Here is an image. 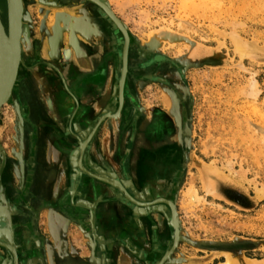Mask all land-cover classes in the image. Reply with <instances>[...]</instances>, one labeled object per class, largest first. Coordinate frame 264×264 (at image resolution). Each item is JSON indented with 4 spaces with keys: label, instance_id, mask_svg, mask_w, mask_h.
I'll use <instances>...</instances> for the list:
<instances>
[{
    "label": "rangeland",
    "instance_id": "rangeland-1",
    "mask_svg": "<svg viewBox=\"0 0 264 264\" xmlns=\"http://www.w3.org/2000/svg\"><path fill=\"white\" fill-rule=\"evenodd\" d=\"M103 2L108 16L119 24L117 30L122 32L123 27L130 39L125 57L126 39L122 35H118V44L109 55V32L101 49H80L78 41L88 42L89 34L95 35L88 29L91 27L86 24L88 28L81 31L82 23L72 20L74 24H70L67 20L72 15L61 21L66 17L54 8L43 14L41 8L52 7L44 0L29 5L25 13L31 50L24 52L33 58L27 63L29 72L36 69L47 76L50 84L53 78L49 75H56L41 64L40 58L49 61L50 56L59 67L67 63L74 66V76L82 80L83 89H75L80 107L73 120L82 117L88 122L104 112L110 99H115L112 111L117 109L118 82L126 60L122 111L125 117L111 119L110 144L114 145L113 167L120 169L115 157L122 159L120 163L124 159L130 180L133 174L129 154L138 120L145 117V124L153 120L162 123L159 136L153 128L146 135L156 143L155 149L171 148L167 149L171 161L165 164L166 172L165 167L150 166L146 176L153 181L146 188L173 203L177 234L167 226L168 236L159 242L160 256L143 259L141 255L151 248L136 244L141 253L109 256V264H152L169 252L173 262L169 264H217L225 260V252L236 254L238 264H246L245 258L253 260L251 264H264V196L259 197V191L264 190V0ZM53 26L59 32H53ZM52 33L54 45L49 41ZM234 36L252 44L247 50L252 53L240 58L234 50ZM40 39V46L35 48L32 43ZM39 52L41 57L36 56ZM83 62L89 63L91 69L82 67L84 70L78 71ZM99 66L109 69V85L105 87L84 81ZM153 76L163 80H154ZM13 92L0 109V189L10 193L3 178L9 160L18 175L22 169L25 175L21 182L12 179L11 185L18 195L28 196L36 135L49 124L43 118H31L20 98L13 101ZM74 104L69 96L58 100L60 116L54 119L58 121L55 128H63ZM103 130L98 137L104 136ZM53 138L56 140L58 133ZM17 158L22 159L21 164ZM191 188L199 197L197 201L188 199L186 193ZM42 220L39 214L34 224L37 232L44 234ZM161 221L166 224L163 218ZM34 243L41 246L39 240Z\"/></svg>",
    "mask_w": 264,
    "mask_h": 264
},
{
    "label": "water",
    "instance_id": "water-1",
    "mask_svg": "<svg viewBox=\"0 0 264 264\" xmlns=\"http://www.w3.org/2000/svg\"><path fill=\"white\" fill-rule=\"evenodd\" d=\"M9 5V21H8V33H9V49L6 60H3L1 52L5 47V30L0 21V65L3 64L4 68L0 71V108L4 103L8 101L13 92V86L17 83V68L22 63V55L19 45V23L21 20V2L20 0H7ZM26 21V20H25ZM42 40H34L32 45L35 48L40 46ZM128 41L126 39L124 48V57L127 52ZM49 56V55H48ZM51 61V62H50ZM40 62L43 66H47L53 70L55 77L51 82L52 88L57 91L58 99L64 100V95L69 96L74 100V107L72 109L71 116H67L63 122V128L58 125L60 133H58L57 150L59 151L60 163H56L58 167L57 171L63 173L66 179L67 190L62 197L55 198L52 194V198L48 199L49 187L47 183H42V187L38 188L33 182L36 176L43 177L54 173V171L48 172L42 164L39 162L42 155L45 156L46 145L48 144L47 138L49 133L43 135L42 131L46 129L53 130V126L49 125L40 130L37 136V145L34 148L35 162L31 168L32 175L30 177L28 196L18 195L17 189L11 185V180L20 181L24 180V170L20 172V175L13 169V163L7 161L5 171L3 173L5 186L10 190L9 194L5 188L0 189V218L7 220V225L0 226V264H109V239L103 235L100 227L103 225V220L106 216L104 212L98 217L100 213L98 209L115 205H122L131 211V215L135 220L139 217H146L149 220L151 214H158L163 218L168 227L174 229V233L177 234V217L173 203L163 197L153 200L142 199L138 196L145 191L147 194L158 195L157 192L151 191L146 188L145 185L137 184L134 179L130 180L127 176L125 168V160L120 163L118 156L117 163H119V171L116 170L109 161L103 157L99 152V137L98 133L101 129H111V119H123L125 117L123 111L124 106V79L126 73V60L123 62V73L118 82L117 109L113 112V100H108L105 104L104 112L96 115L95 119L91 122L77 118V111L80 107L77 99L75 89L82 91V80L76 79L73 74V66L64 64L57 66L54 64L53 58L49 56V61L40 58ZM87 80L89 84H97L102 86L109 85V69L107 66H99L94 72L84 77V81ZM107 90V88H106ZM106 93H108L106 91ZM66 101V100H65ZM75 117V118H74ZM58 121L54 120L57 124ZM86 122V123H85ZM57 128V127H56ZM119 130L121 128H118ZM23 133V132H22ZM23 144V143H22ZM44 144V145H43ZM121 145L117 146L119 151ZM42 148V150H41ZM117 151V153H118ZM113 160L114 157H113ZM18 163L22 161L21 158H17ZM10 164V165H9ZM21 164V163H20ZM62 165V166H61ZM40 166V167H38ZM8 167L11 172L8 173ZM62 168V169H61ZM42 172V174H41ZM120 172V173H118ZM125 179V180H124ZM139 187V188H138ZM90 202V205L85 204L84 201ZM72 208L78 207L87 211L88 217L82 214V218L79 219L77 214H72L67 206ZM141 208L146 211H140ZM48 212L46 221L49 234L51 233V227L57 224V219H53L51 214L53 211L63 212L71 222H76L80 228L83 238L86 240L85 247L89 251L87 257L78 256L77 253L67 254V250H64V256H61V249L59 250L57 244L53 243L52 246L48 243L46 236L40 232L36 234L35 219L39 218V214ZM170 213L168 215L167 213ZM99 212V213H98ZM29 231L34 235V238L39 240L41 246L36 247L28 242L24 245H18L16 241L18 238L23 237V240H27L25 232ZM17 238V240H16ZM16 240V241H15ZM152 242V241H151ZM177 237L174 239L176 244ZM55 247V248H54ZM151 250L154 249L155 243H152ZM56 249L58 256H52L50 249ZM170 253V252H169ZM169 253H167L159 262L154 264H169L167 262L170 259ZM236 258V254L232 253ZM142 256V255H141ZM143 259L147 258V254L142 256Z\"/></svg>",
    "mask_w": 264,
    "mask_h": 264
},
{
    "label": "crops",
    "instance_id": "crops-1",
    "mask_svg": "<svg viewBox=\"0 0 264 264\" xmlns=\"http://www.w3.org/2000/svg\"><path fill=\"white\" fill-rule=\"evenodd\" d=\"M82 67L87 69L86 71L91 69V65H89V63H86V62L81 66V69H79L78 71H80V70L83 71L84 69ZM72 71L74 74L75 73L74 72V66H73ZM25 78L28 81H30V82H28V84L30 86L29 91L27 89L28 95H29L28 97L31 98L30 93L32 92L33 95H35L34 99H37L38 102H41V104L39 103L40 109H42L44 107L42 109L43 112L45 111L44 114L41 111L40 114L39 113L37 114V117L45 119V120H43L45 123L53 126L54 125V119H56V117L60 116L59 115L60 112L57 108V102L59 99H58V95L55 94L56 92L53 91L54 89L51 87V84L49 83L47 76H44L42 73H40L39 71L34 69L33 72H29V74L27 76H25ZM20 79L21 78H19V80ZM30 84L32 85L33 88L31 87ZM24 94L26 95V93H24V92L22 94H20L21 98L25 99L26 101L27 100L30 101L31 99H28L27 95L24 96ZM20 95H18L19 98H20ZM46 99H47V101H46ZM41 105H43V106H41ZM168 107L170 108V105ZM53 128H54V126H53ZM103 132H104V136L99 137V145H100V151L99 152L103 155V157H105L109 161V163H111V164L115 163L116 164V162H114V160H113V154L111 152L112 147L114 149V145L110 144V141L112 140V137H113V133L110 132L109 130H103ZM42 133H43V135H46L49 133L48 134L49 138L46 139L48 142V144L46 145V150L48 152L47 151L45 152V156L43 158L44 160L41 159L39 162L43 165L44 168H45V166H47V168H45V169L48 172H50L52 170L54 171V173L51 172V173H49V175H47V174L44 175L42 178V182L48 184V187H49L48 188L49 189L48 199L53 197L52 194L54 193V191H55V198L56 197L59 198V197H62L67 190V185L65 183L66 179L64 178L63 173H61L60 170L55 172L56 170H58V167H56L57 166L56 163H60L61 159H60L59 155L57 154L58 152H57L56 148L58 146L56 145L57 141H55L53 138V134L60 133V130H58L57 128H54L53 130L47 129V130H43ZM53 155H54V158H53ZM55 158H57V159H55ZM45 162L47 164H45ZM145 163L146 162H144V165H142V167L139 168L140 169L139 176L142 178L140 179V177L137 176L139 178V180L136 179L135 182L138 185L141 184V185L146 186L149 182L153 181L150 177L146 176V173L148 172V170H146L147 165ZM144 166L146 167V169ZM84 203L90 205V202H87V200H85ZM67 207H68V210L72 214H74V213L77 214L79 219L82 218V214H84L86 217H88L87 211L82 210L81 208H78V207L72 208L69 205ZM98 211H100V213L98 212L99 214H97L98 217L100 216L101 212L102 213L104 212V214L106 216L105 219H102L103 225L100 227L101 232H103V235H101V236H103V237L106 236L107 238L109 237V239L106 240L107 242L109 241V253H107L106 256H120V257H122V256H131L132 254H135V251L137 250V247H138L136 244H138V243L129 242L128 240L126 242L124 240L125 237L127 236V234L125 233L126 228L132 226L133 223H135V221H137L132 217L131 211L128 208H126L125 206H122L120 204L115 205V206H109L107 208L104 207V209L101 208V209H98ZM140 211H146V210H143L141 208ZM47 214H48L47 211L42 214L43 220L41 221V224L43 226L42 229H43L44 235L46 236V239L48 240V243L50 244V246H52L53 243L57 244L59 250L61 249V253H60L61 256H64V254L66 255V253L67 254L77 253L78 256H90L89 251L85 247L86 240L83 238V234H82L80 228L77 226V223L75 221L71 222L69 220V217H67V215H65L63 212L53 211V214H51V216L53 217L54 220L57 219L59 221H57V224H55L54 226L51 227V233L52 234H49L48 228H47V221H46ZM161 219H162L161 216H159L158 214H154V213L150 215L149 220L146 217H143V218L139 217L138 220L140 222H142L144 226H146L147 238H148V244H146V245L150 246V245H152L153 242L156 244L155 239L157 238L156 235L158 232L156 226ZM115 232H117L119 235L121 234L120 238L118 240L113 239V234H115ZM36 234H38L37 229H36ZM25 236H26L27 240H23V237H20V238H18V241H16V243L18 245L23 246L24 243H26V242H28V243L32 242L31 244L33 245L34 242L37 241L36 238H34V235L32 233H30L29 231L25 232ZM19 239L21 240V242ZM157 240H158V238H157ZM50 250H52L51 251L52 256H58L56 249L52 248ZM64 250H67V252L64 253ZM107 259L109 260V258H107ZM123 264H126V262L125 263L123 262Z\"/></svg>",
    "mask_w": 264,
    "mask_h": 264
},
{
    "label": "flooded vegetation",
    "instance_id": "flooded-vegetation-1",
    "mask_svg": "<svg viewBox=\"0 0 264 264\" xmlns=\"http://www.w3.org/2000/svg\"><path fill=\"white\" fill-rule=\"evenodd\" d=\"M1 1L2 3L5 4L4 0H1ZM44 1L46 2V4L52 7H46V9L45 7L41 8V11L43 14H45L47 11H50V9L54 8L55 11L57 12L63 11L64 13H68L72 15L73 17H75L77 22L81 23V20H82L83 23L91 27L95 35L90 36V40L88 42H85L83 40L78 41V45L80 46V49H82L83 51L89 52L90 50L96 51V50L101 49L107 43L105 42L104 39L108 32H109V55L112 52V50L115 48V46L118 44V41H117L118 35H122L123 37H125V39H127L128 41V44H130V39L128 37L126 30L122 27L121 28L122 32H119L117 30V26H119L117 21L114 19H111V17L108 16L107 12L105 11L107 9L105 7V3L103 2V0H96L100 7H97L94 4L93 0H44ZM31 4L38 5L39 3H38V0H25V3H24L25 8L23 6L24 15L25 13H28L29 5ZM23 54L22 55H23L24 61L21 64L22 67L20 71L21 79H23L25 76L29 74V70H27L28 68L27 63L30 62L31 60L33 61V58L32 56H30L29 53L26 54L23 51ZM42 55L43 54L39 52L36 56L41 57ZM22 69H24V71H22ZM152 78L154 80L157 79L159 81L163 80L161 76H153ZM13 93H14L13 95V101H14L15 99L17 100L19 96L17 95L16 89ZM20 99L22 102H24L25 110L29 111L30 113L31 111L30 103L31 102H29V100L26 101L25 99H22V98ZM145 123H146L145 117H143L142 119H139L137 123V127H135V129L133 130L134 144L131 145V151H130L129 156H130V159L132 160L131 170H132L134 181H136V179L139 180V178L137 177L139 176V171H140L139 168H141L142 165H144V162L147 163V169L145 166L144 167L146 170H148V172H150L151 165L158 166L161 169L162 167L163 168L165 167L164 172H166V168H168V166L166 167L165 164L168 162V160L171 161V152H167V149H171V148L169 146H164V148H162L163 147L162 146L161 148L155 149L154 145L156 143L154 144L153 143L154 141L147 139L148 137L146 135L147 130L153 128V129H156V132H157L156 135L159 136L158 129L161 128L162 123L158 122V120L157 121L153 120L152 123L150 124H145ZM182 126L183 127L185 126L184 122L182 123ZM163 151L165 152L162 153ZM166 153L168 156H165ZM141 178L142 177H140V179ZM168 189L169 187H167V190ZM141 195H139L138 197L142 199H149L151 197L153 200H155L157 198L163 197V194L150 195V194H147L145 191H142ZM161 220L156 226L158 230L156 237L159 240L156 241L155 247L152 251L150 249V248H153L152 245L150 246L146 245L148 244L146 226H144L143 223L140 222L139 220L135 221V223H133L132 226L126 228L125 233L127 234V236L125 237L124 240L126 242L127 240L129 242H133L131 239H134V241H136L142 247H145V248L148 247L150 249V252L149 253L147 252V256H160V254H162V250H161V245L159 242H161V239L164 236L167 238L168 232H169V228ZM120 235L117 232L113 234V236L115 237V240H118L120 238ZM137 252L141 253V250H136L135 253ZM154 263L155 262H153L152 264Z\"/></svg>",
    "mask_w": 264,
    "mask_h": 264
},
{
    "label": "bare ground",
    "instance_id": "bare-ground-1",
    "mask_svg": "<svg viewBox=\"0 0 264 264\" xmlns=\"http://www.w3.org/2000/svg\"><path fill=\"white\" fill-rule=\"evenodd\" d=\"M4 2H5V4L4 3H2V1L0 0V21H1V23H2V25H3V27H4V30H5V47H4V51H2L1 52V54H2V58H3V60H6V57H7V55H8V49H9V33H8V21H9V5H8V1L7 0H4ZM20 2H21V7H22V11H21V13H20V15H21V20H20V23H19V45H20V51H21V55L23 54V51H24V49H26L27 51L29 50H31V49H29L30 47H29V43L27 42V40H28V35H29V31H28V25H27V21H25L26 20V18H25V15H24V8H25V6H24V3H25V0H20ZM5 6H4V5ZM23 6H24V8H23ZM103 7V6H102ZM106 7V6H105ZM84 9V8H83ZM46 11V10H45ZM85 12V11H84ZM23 13V14H22ZM59 14H60V16H64V17H66V18H64V19H62L61 21H67V20H69V23L70 24H74V22L72 21V20H76V18L75 17H71L70 19H67V17L70 15V14H68V13H64L63 11L62 12H59ZM87 14V13H86ZM101 15V14H100ZM59 16V17H60ZM89 17V16H88ZM46 18V17H45ZM48 18V17H47ZM62 18V17H61ZM59 18H57V20H58ZM67 19V20H66ZM78 19V18H77ZM42 20V19H41ZM59 21V20H58ZM52 22V21H51ZM45 23H46V21L45 20H43L42 21V27H44V25H45ZM81 23H82V25L81 24H79V23H77V24H79L80 26H82V28L83 29H81V31L83 30V31H85V29L86 28H88V26L85 24V23H83L82 22V20H81ZM109 23V22H108ZM55 24H56V22H55ZM53 25V24H52ZM86 25V26H85ZM51 28V27H50ZM88 29H91V28H88ZM59 30V28L58 27H54L53 26V32H59L58 31ZM62 30V29H61ZM165 31H167V29H164ZM153 33V31L149 34V35H151ZM48 34V33H47ZM51 35V34H50ZM55 34H53L52 33V35L51 36H49L50 37V43L52 44V45H54V43H53V41H54V36ZM93 35V34H92ZM92 35H90L89 34V36H92ZM72 36H74V35H72ZM88 35H85V37H87ZM88 39V38H87ZM87 42V41H86ZM233 43H234V50H235V52L239 55V57L241 58V57H243L244 55H246V54H248L247 53V50H251V48L253 47V45L252 44H247L246 42H243V41H241V39H239L238 37H236V36H234L233 37ZM50 44V45H51ZM91 45V44H90ZM32 46V45H31ZM52 47H55V46H52ZM92 47V46H91ZM63 48V47H62ZM94 48V47H93ZM130 50V49H129ZM128 50V51H129ZM127 51V52H128ZM56 52V51H55ZM130 53V52H129ZM250 53H252V52H250ZM249 53V54H250ZM248 54V55H249ZM24 55V54H23ZM22 55V56H23ZM86 58V57H85ZM85 58H84V60H85ZM2 60V63L3 64H1L0 65V71L1 70H3V68H4V66H5V64H4V61ZM24 61V60H23ZM68 64V63H67ZM26 65V64H25ZM28 65V64H27ZM90 65V64H89ZM39 66V65H38ZM21 63H20V65H18V68H17V76H16V78H17V83H16V85H14L13 86V89H14V91H15V89H16V92H17V95H20V94H22L23 92L24 93H26V95H27V97L29 96L28 95V91H29V89H30V86H29V84H28V82H30V81H28L25 77L23 78V79H20L19 80V78H20V71H21ZM25 67V66H24ZM27 70H28V68H27ZM22 71H24V69H22ZM23 73V72H22ZM31 75V74H30ZM29 75V76H30ZM22 76V75H21ZM30 78V77H29ZM19 80V81H18ZM27 80V81H26ZM32 81V80H31ZM28 85V86H27ZM31 85V84H30ZM34 86V85H33ZM37 86V85H36ZM31 87H32V85H31ZM254 87V86H253ZM33 88V87H32ZM35 88V87H34ZM27 89H28V91H27ZM253 89V88H252ZM36 90V89H35ZM31 91V90H30ZM33 91V90H32ZM37 92V91H36ZM30 93V92H29ZM14 94V93H13ZM11 95H12V93H11ZM25 94H24V96H26ZM30 95H31V98L30 97H28V99H31L29 102H31L30 104H31V111H30V115H31V118H33V119H35V118H38L37 117V114L39 113L40 114V112L42 111L43 112V108L42 109H40V106H39V103L41 104V102H38V100L37 99H34V97H35V95H33V93L31 92L30 93ZM20 98H21V95H20ZM33 98V99H32ZM41 98V97H40ZM42 100V99H41ZM40 100V101H41ZM46 101H47V99H46ZM168 101V100H167ZM168 103V102H167ZM5 104V103H4ZM13 104H15V102L13 103ZM41 106H43V105H41ZM168 106H169V103H168ZM14 107H16V106H14ZM29 108H30V106H29ZM1 109V108H0ZM45 112V111H44ZM44 112H43V114H44ZM42 115V114H41ZM43 116V115H42ZM37 120V119H36ZM20 122V121H19ZM42 129V128H41ZM40 129V130H41ZM52 148V147H51ZM41 150H42V148H41ZM48 152V151H47ZM44 158V155H42V157H41V159H43ZM53 158H54V155H53ZM52 158V159H53ZM55 159H57V158H55ZM54 159V160H55ZM44 160V159H43ZM9 161V160H8ZM46 161V160H45ZM43 162V161H42ZM45 164H47L46 162H45ZM44 164V165H45ZM53 165V164H52ZM43 166V165H42ZM38 167H40V166H38ZM45 168H47V166H45ZM207 169V168H206ZM8 173H10L11 172V169H10V167H8ZM41 174H42V172H41ZM43 178V177H42ZM42 178L41 177H38V176H36V178L34 179V184L38 187V188H41L42 187ZM259 193H260V195H259V197H263L264 196V190L263 189H261L260 191H259ZM187 194V196H188V199L190 200V201H197L198 199H199V197L197 196V193H196V191L194 190V188H191V189H189L188 190V192L186 193ZM158 197V196H157ZM5 225H7V220L5 219V218H0V226H5ZM17 240V239H16ZM15 240V241H16ZM20 240V239H19ZM18 241V240H17ZM20 242H21V240H20ZM244 260V259H243ZM167 262H171V259H169V260H167ZM245 262H246V264H251L252 262H254L253 260H251V259H248V258H245ZM168 264V263H167ZM217 264H238V262H237V259L234 257V255L232 254V253H230V252H225V260L224 261H221V262H219V263H217Z\"/></svg>",
    "mask_w": 264,
    "mask_h": 264
}]
</instances>
